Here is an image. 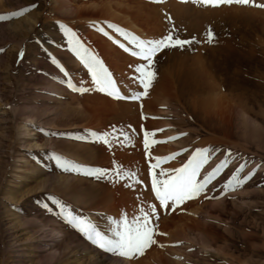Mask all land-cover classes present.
I'll return each instance as SVG.
<instances>
[{
    "label": "rangeland",
    "instance_id": "1",
    "mask_svg": "<svg viewBox=\"0 0 264 264\" xmlns=\"http://www.w3.org/2000/svg\"><path fill=\"white\" fill-rule=\"evenodd\" d=\"M19 11L25 14L0 20V264H264V93L247 101L246 114L237 104L238 87L259 94L255 85H264V8L198 0H1L0 16ZM173 28L174 38L192 43L156 54V79L144 93L132 77L146 62L132 55L131 37L158 40ZM65 29L103 63L122 97L139 98L96 91ZM197 149L214 150L200 178L225 159L227 166L198 198L175 211L159 207L150 165L159 158L157 173L179 168ZM57 155L82 165L80 174L63 172ZM241 165L238 175L250 179L225 194L222 186ZM96 169L108 175L83 174ZM10 192L18 203L8 201ZM60 204L105 232L110 220L155 206L156 244L131 260L107 253L64 222ZM13 215L61 229L58 259H30L27 230L13 224ZM210 238L216 243L205 248Z\"/></svg>",
    "mask_w": 264,
    "mask_h": 264
},
{
    "label": "snow or ice",
    "instance_id": "2",
    "mask_svg": "<svg viewBox=\"0 0 264 264\" xmlns=\"http://www.w3.org/2000/svg\"><path fill=\"white\" fill-rule=\"evenodd\" d=\"M153 2H160V0H153ZM187 2V0H184ZM197 2V0H192ZM198 2L204 6L219 7L222 5L231 6L233 4L242 6H254L258 8H264V4H256L254 0H198ZM24 11L13 12L10 16H0V20H8L13 17H19L24 15ZM108 27H113L109 25ZM69 38V43L72 45L73 53L80 59V61L88 68L91 75L93 84L96 91L105 93L106 95L113 96L117 99H138L141 93L129 97H122L119 90L116 88L115 81L112 78V74L104 67L103 63L92 54L80 40L76 37L75 33L68 29H65ZM115 31L120 32L121 35L128 38V34L121 32L119 28ZM175 29L169 32L168 35L158 40H142L135 36L131 37V43L135 45L137 51H133L132 55L140 57L146 63L137 65L134 68L135 76L132 77L134 81H138L143 87L144 93L151 87L153 81L156 79V72L154 71V57L157 53L165 48L183 47L184 45L191 44V40H182L179 37H175L173 33ZM214 36L211 31L208 32V42H211ZM123 47V45H121ZM128 49L126 48L125 51ZM74 91L80 93L88 92L90 89L73 86ZM115 135V133H113ZM125 140L129 139L127 134H123ZM148 133L145 134L147 137ZM99 139L107 143L106 136H101ZM118 139V137H117ZM148 148L147 138L145 139V149ZM212 149H197L192 156L181 167L172 169L170 171L161 170L159 173L154 171L160 167L162 161L157 158L156 163L150 165L153 170L151 172V190L155 195L156 200L159 201L160 207L169 209V211H175L181 204L188 200L198 198L204 194L208 185L216 177L217 173L222 168L227 166L228 160L222 161L213 171L200 178L201 169L209 160V156ZM231 152L227 153V156H231ZM174 157H169L172 159ZM57 166L67 173L76 172L80 174V170L83 167L75 163L72 160L63 158L59 155L55 156ZM245 165H241L234 173L232 177L222 186L224 193L227 194L230 191H235L237 188L243 187L250 177L241 178L238 173L243 172ZM86 175L96 176L97 178H103L108 175V172L101 169L90 170ZM121 173L116 172L115 178L120 179ZM129 178H134V173H128ZM139 183V181H135ZM131 186V185H130ZM212 198V197H206ZM59 203V202H57ZM171 207L169 208V206ZM61 218L65 223L73 227L83 237L94 244L99 249L111 253L115 256L133 259L143 255L144 252L152 245L156 244L154 236L157 235L155 231V225L152 218L157 220L159 216L156 215L157 209L155 206L151 207V213H145L141 209V215L135 216L129 219L125 214L120 219H113L109 221L110 227L107 232L100 230L97 225L90 219L80 215H76L73 211L69 210L66 205L60 204ZM163 247V245H161Z\"/></svg>",
    "mask_w": 264,
    "mask_h": 264
},
{
    "label": "bare ground",
    "instance_id": "3",
    "mask_svg": "<svg viewBox=\"0 0 264 264\" xmlns=\"http://www.w3.org/2000/svg\"><path fill=\"white\" fill-rule=\"evenodd\" d=\"M0 2H1V0H0ZM28 22H29L28 23L29 24L28 29H32L34 27V23H32L30 21H28ZM246 86H248V85H246ZM246 86L243 85L242 87L237 88V99H238L237 104L241 108L240 110H241L242 115H243L242 112H245V114H246L247 101L250 99H254L255 97H258V96L260 97V94L264 93V85H255L256 87L259 88V94L257 92H254L253 94L250 93L251 91L248 92ZM54 90H55V92L59 91L56 88H54ZM207 90H209V89H207ZM238 105H237V107H238ZM236 110H238V109H236ZM238 112H239V110H238ZM238 115H239V113H238ZM242 115H240V116H242ZM244 118L246 119V117H244ZM250 122H251V120H250ZM7 196L9 199L8 201H11L10 198H13V201L15 203H18L19 199H21L18 195H15L14 192H10V194H8ZM104 202H105V199L103 198L102 203L104 204ZM5 208H8L7 204L5 205ZM90 208H92V207H90ZM105 210H107V209H105ZM107 212H108V210H107ZM12 218H13V222H14L13 224L20 225L21 228H25V230H27L26 239L24 241H25L26 246L30 245L29 246L30 252H33V254L29 257L30 259H32V258L38 259L40 262H46V263L49 261H54V260L58 259V257L60 256V252L57 251L58 249L56 248V246H60L61 240H63V238L65 237V234L61 229H59L58 227L46 229L47 228L46 224L40 223L34 219H29L27 217H21V218L19 217L18 218V216L13 215ZM16 219L18 221H16ZM215 241L216 240H214V238H210L207 241H203L202 244L205 248H210V247L213 248V246L216 243ZM100 254H101L100 252H97V255H100Z\"/></svg>",
    "mask_w": 264,
    "mask_h": 264
}]
</instances>
